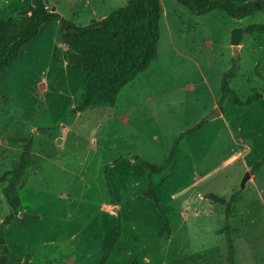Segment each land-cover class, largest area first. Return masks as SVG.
I'll return each instance as SVG.
<instances>
[{
  "label": "rangeland",
  "instance_id": "rangeland-1",
  "mask_svg": "<svg viewBox=\"0 0 264 264\" xmlns=\"http://www.w3.org/2000/svg\"><path fill=\"white\" fill-rule=\"evenodd\" d=\"M126 1L45 3L84 26ZM28 4L2 0L0 19ZM160 5L156 58L121 88L113 106L76 110L83 71L65 64L57 20L45 23L0 73V178L17 167L27 142L32 152L16 187L21 206L9 224V176L0 179L6 264H98L117 224L124 250L114 248L105 264H227L224 210L232 194L235 264H264V100L238 106L227 97L217 105L233 57L238 68L230 87L240 99L264 93V34L244 35L239 50L230 42L232 29L264 22V11L235 18L218 8L196 15L175 0ZM199 122L180 139L172 164L152 174L164 226L154 201L143 196L149 170L131 156L161 163L173 141ZM247 170L254 180L242 184Z\"/></svg>",
  "mask_w": 264,
  "mask_h": 264
},
{
  "label": "trees",
  "instance_id": "trees-1",
  "mask_svg": "<svg viewBox=\"0 0 264 264\" xmlns=\"http://www.w3.org/2000/svg\"><path fill=\"white\" fill-rule=\"evenodd\" d=\"M184 5L196 15L203 14L218 8L235 18H242L257 11H264V0H247L237 4L233 0H175ZM162 16L160 0H127L124 6L111 11L106 16L92 20L84 26H78L67 20L54 9H50L45 0H30L29 4L21 8L16 17L0 19V73L15 59L20 50L39 32L42 24L59 21L62 41L66 46L67 61L78 66L83 71V97L82 102L76 106L77 111H83L94 106H113L121 88L134 80L156 58L157 44L160 36V18ZM264 34V22L251 23L243 28H234L231 31L230 42L232 45L240 44L244 35ZM238 59H231V66L220 78L221 97L217 105L220 108L225 98L231 97L238 106L251 105L256 100L263 99L264 93L256 92L245 99H240L238 93L230 87V81L236 75ZM202 122L184 131L173 141V145L165 161L152 163L138 154L131 158L139 165L149 170L147 188L143 191L145 198L154 201L167 224V216L157 196V187L153 184L152 174L166 170L173 161L177 151V144L185 134L197 130ZM31 147L25 144L20 162L16 168L5 172L1 176L4 180L9 176L4 196L9 212L4 218V223L9 224L18 208L21 206L16 187L31 159ZM257 163L252 169H257ZM204 197L214 203H222L224 199L207 192ZM237 194H232L224 210L225 233L227 250V264H235L234 249L230 239V226L228 215L231 211ZM162 229L159 235L162 236ZM121 228L117 224L112 237L102 246L103 255L98 264H105L111 251L117 248L124 250L120 241ZM0 245L3 254L0 264H6L8 251L2 235Z\"/></svg>",
  "mask_w": 264,
  "mask_h": 264
},
{
  "label": "crops",
  "instance_id": "crops-1",
  "mask_svg": "<svg viewBox=\"0 0 264 264\" xmlns=\"http://www.w3.org/2000/svg\"><path fill=\"white\" fill-rule=\"evenodd\" d=\"M85 1H86L87 3H89V0H85ZM90 1H91V0H90ZM113 1H114V0H102V2H101L100 4H102V5H103V4H104V5H105V4H111V3H113ZM1 2H2V0H0V5H1ZM29 2H30V0H29ZM60 15H61V14H60ZM102 17H104V16H102ZM102 17H101V18H102ZM44 24H45V23H44ZM44 24H42L40 28H42V26H43ZM38 34H39V33H38ZM240 48H241V44L238 45V49H237V50H239ZM66 57H67V54H66ZM66 63H68L67 58H66V60H65V64H66ZM71 65H72V64H71ZM218 112H219V110H218ZM247 168H248V166H247ZM247 168H246V169H247ZM247 171H248V170H247ZM249 173H250V171H249ZM250 176H252L251 178L249 177L250 180H251V179L254 180V173H252V175L250 174ZM249 178H248V179H249ZM248 179H247V180H248ZM247 180H246V181H247ZM204 193H207V192H204ZM204 193H201V192L197 191V192H196V195H197L199 198H201V194H202V196H203ZM203 197H204V196H203ZM204 198H206V197H204ZM207 199H208V198H207ZM114 209H115V208H114Z\"/></svg>",
  "mask_w": 264,
  "mask_h": 264
},
{
  "label": "water",
  "instance_id": "water-1",
  "mask_svg": "<svg viewBox=\"0 0 264 264\" xmlns=\"http://www.w3.org/2000/svg\"><path fill=\"white\" fill-rule=\"evenodd\" d=\"M234 48H235V50H237L238 49V45H234ZM249 177H250V173H249V171H247L246 174H245V176L243 177L242 184H244Z\"/></svg>",
  "mask_w": 264,
  "mask_h": 264
}]
</instances>
